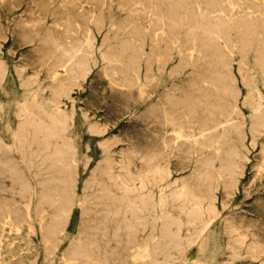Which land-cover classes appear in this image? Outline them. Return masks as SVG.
Here are the masks:
<instances>
[{"label": "rangeland", "instance_id": "rangeland-1", "mask_svg": "<svg viewBox=\"0 0 264 264\" xmlns=\"http://www.w3.org/2000/svg\"><path fill=\"white\" fill-rule=\"evenodd\" d=\"M101 2L0 0V264H264V0ZM50 114L65 162L30 132ZM179 196L211 220L173 252Z\"/></svg>", "mask_w": 264, "mask_h": 264}, {"label": "bare ground", "instance_id": "bare-ground-1", "mask_svg": "<svg viewBox=\"0 0 264 264\" xmlns=\"http://www.w3.org/2000/svg\"><path fill=\"white\" fill-rule=\"evenodd\" d=\"M35 1V0H34ZM76 1V0H75ZM79 1V0H78ZM138 1V0H137ZM140 1V0H139ZM159 1V0H158ZM248 1V0H247ZM30 2V1H29ZM32 2H33V0H32ZM50 2V1H49ZM52 2V1H51ZM73 2V1H72ZM90 2V1H89ZM89 2H87V5H89L90 3ZM26 3V2H25ZM83 3V2H82ZM89 3V4H88ZM94 3V2H93ZM96 3V2H95ZM94 3V4H95ZM102 3V2H101ZM103 3H104V0H103ZM102 3V4H103ZM107 3V2H106ZM155 3V2H154ZM248 3V2H247ZM249 3H251V1L249 2ZM35 4V3H34ZM38 4V3H37ZM99 4V3H98ZM101 4V5H102ZM141 4V3H140ZM244 4H245V2H244ZM72 5H74V4H72ZM90 5H92V4H90ZM144 5V4H143ZM250 5V4H249ZM100 6V5H99ZM116 6H118V5H116ZM126 6V5H125ZM48 7H49V5H48ZM73 7V6H72ZM84 7V6H83ZM93 7V6H92ZM97 7H98V5H97ZM140 7V6H139ZM142 7V6H141ZM149 7V6H148ZM163 7V6H162ZM241 7V6H240ZM61 8H63V7H61ZM101 8V7H100ZM135 9L137 8V6L136 7H134ZM30 9V8H29ZM139 8H137L136 10H138ZM141 9V8H140ZM144 9V8H143ZM150 10H151V8H149ZM155 9V8H154ZM170 9V8H169ZM252 9V8H251ZM73 10H75V9H73ZM78 10V9H77ZM83 10V9H82ZM98 8H97V12H98ZM131 10V9H130ZM146 10V9H145ZM157 10V9H156ZM28 11V10H27ZM103 11V10H102ZM122 11V10H121ZM169 11V10H168ZM57 12V11H56ZM61 12V11H60ZM64 12V11H63ZM95 12V11H94ZM94 12H93V14H94ZM97 12H95V13H97ZM112 12V11H111ZM116 12V11H115ZM128 12V11H127ZM147 12V11H146ZM146 12H145V14H146ZM154 12V11H153ZM174 12V11H173ZM184 12V11H183ZM186 12V11H185ZM242 12V11H241ZM68 13V12H67ZM117 13V12H116ZM137 13H139V12H137ZM149 13V12H148ZM22 14V13H21ZM25 14V13H24ZM27 14V13H26ZM40 14H42V13H40ZM65 14H66V12H65ZM97 14H99V13H97ZM144 14V15H145ZM47 15V14H46ZM75 15V14H74ZM77 15H80V13H78ZM137 15V14H136ZM185 15V14H184ZM64 16V15H63ZM133 16V15H132ZM156 16V15H155ZM159 16V15H158ZM29 17V16H28ZM96 17V16H95ZM94 17V18H95ZM154 17V16H153ZM42 18V17H41ZM41 18H39V19H41ZM76 18V21H77V18L78 17H75ZM146 18V17H145ZM144 18V19H145ZM27 19V18H26ZM30 19V18H29ZM80 19V18H79ZM90 19V18H89ZM147 19V18H146ZM155 19H157V18H155ZM200 19V18H199ZM253 19V18H252ZM14 20H16V19H14ZM75 20V19H74ZM73 20V21H74ZM152 20H154V19H152ZM20 21V20H19ZM27 21H29V20H27ZM34 21V20H33ZM52 21V20H51ZM75 21V22H76ZM93 21H94V19H93ZM167 21V20H166ZM15 22V21H14ZM21 22V21H20ZM36 22V21H35ZM40 21H38V23H39ZM170 22V21H169ZM19 23V22H18ZM37 23V24H38ZM79 23V22H78ZM89 23H91V22H89ZM151 23H153V22H151ZM260 23H262L261 21H260ZM17 24V23H16ZM33 24H35V23H33ZM13 25V24H12ZM22 25V24H21ZM53 25V24H52ZM75 26V25H74ZM73 26V27H74ZM90 26V25H89ZM116 26V25H115ZM3 27V26H2ZM16 27V26H15ZM49 27V26H48ZM53 27V26H52ZM69 27V26H68ZM81 27V26H80ZM125 27V26H124ZM1 28V27H0ZM186 28V27H185ZM84 29V28H83ZM91 29V28H90ZM89 29V30H90ZM111 29V28H110ZM227 29V28H226ZM1 30V29H0ZM46 30V29H45ZM55 30V29H54ZM53 30V31H54ZM114 30V29H113ZM2 31V30H1ZM39 31V30H38ZM60 31V30H59ZM110 31H112V29L110 30ZM10 32H12V31H10ZM16 32V31H15ZM22 32H24V31H22ZM65 32V31H64ZM198 32V31H197ZM202 32V31H201ZM200 32V33H201ZM13 33V32H12ZM18 33V32H17ZM28 33V32H27ZM26 33V34H27ZM47 33V32H46ZM45 33V34H46ZM67 33H68V31H67ZM69 33H71V32H69ZM89 33V32H88ZM87 33V34H88ZM163 33V32H162ZM41 34V33H40ZM66 34V33H65ZM113 34V33H112ZM156 34V33H155ZM36 35V34H35ZM35 35H34V37H33V41H34V38H35ZM89 35V34H88ZM13 36H14V34H13ZM24 36H26V35H24ZM46 36H47V34H46ZM55 36H56V34H55ZM58 36V35H57ZM112 36V35H111ZM15 37V36H14ZM42 37V36H41ZM40 37V38H41ZM59 37V36H58ZM58 37H57V39H58ZM64 36H62V38H63ZM88 37V36H87ZM5 38V37H4ZM56 38V37H55ZM66 38V37H65ZM112 38V37H111ZM148 38H149V36H148ZM155 38V37H154ZM25 39V38H24ZM27 40V39H26ZM55 40V39H54ZM118 40V39H117ZM149 40V39H148ZM29 41V40H28ZM28 41H25L26 43L28 42ZM32 41V42H33ZM38 41V40H37ZM57 41V40H56ZM60 41V40H59ZM63 41V40H62ZM30 42V41H29ZM31 42V43H32ZM39 42V41H38ZM120 42V41H119ZM138 42V41H137ZM186 42V41H185ZM118 43V42H117ZM21 45H24V44H22V43H20ZM40 44H41V42H40ZM119 44V43H118ZM132 44V43H131ZM142 44V43H141ZM2 45V44H1ZM26 45V44H25ZM68 46V45H67ZM107 46V45H106ZM142 46V45H141ZM194 46V45H193ZM14 47V46H13ZM19 47H20V45H19ZM37 47V46H36ZM40 47V46H39ZM42 47H44L43 45H42ZM109 47V46H108ZM30 48H32V47H30ZM35 48V47H34ZM126 48H128V46L126 47ZM21 49V48H20ZM46 48H44L43 49V51H46L45 50ZM118 49H120L119 47H118ZM144 49V48H143ZM178 49V48H177ZM36 50V49H35ZM60 50H62V49H60ZM134 50V49H133ZM10 51V50H9ZM26 51V50H25ZM152 51V50H151ZM151 51H149V52H151ZM37 52V51H36ZM57 52H58V50H57ZM56 52V53H57ZM79 52H80V50H79ZM157 52V51H156ZM41 53V52H40ZM46 53H48V52H46ZM50 53V52H49ZM55 53V52H54ZM54 53H53V55H54ZM78 53V52H77ZM96 53H97V51H96ZM108 53V52H107ZM127 53V52H126ZM135 53V52H134ZM158 53V52H157ZM37 54V53H36ZM75 54V53H74ZM73 54V55H74ZM79 54V53H78ZM143 54V53H142ZM152 54V53H151ZM19 56V55H18ZM50 56V55H49ZM120 56H122V55H120ZM120 56H119V58H120ZM172 56V55H171ZM38 57H39V55H38ZM53 57V56H52ZM23 58V57H22ZM46 58H48V56H46ZM50 58V57H49ZM48 58V59H49ZM73 58V57H72ZM101 58V57H100ZM109 58V57H108ZM107 58V59H108ZM156 57H154V59H155ZM239 58V57H238ZM44 59V58H43ZM53 59V58H52ZM85 59V58H84ZM102 59V58H101ZM106 59V60H107ZM124 59V58H123ZM17 60H18V58H17ZM72 61L74 60V59H71ZM86 60V59H85ZM109 60V59H108ZM34 61V60H33ZM45 61V60H44ZM70 61V60H69ZM124 62H125V60H123ZM128 61V60H127ZM178 61V60H177ZM52 62V61H51ZM89 62V61H88ZM103 62V61H102ZM131 62V61H130ZM147 62V61H146ZM164 62V61H163ZM212 62V61H211ZM217 62V61H216ZM46 63V62H45ZM66 63V62H65ZM68 63V62H67ZM92 63H94V62H92ZM105 63H106V61H105ZM180 63V62H179ZM18 64V63H17ZM49 64V63H48ZM86 63H84V65H85ZM88 64V63H87ZM131 64V63H130ZM144 64V63H143ZM162 64V63H161ZM160 64V65H161ZM30 65V64H29ZM51 65H52V63H51ZM73 65V63L71 62V63H68V64H66L64 67H66V69L67 68H69V67H71ZM84 65H81V64H79L78 63V68L79 69H81L82 71H83V69L82 68H84L85 66ZM119 65H121V64H119ZM21 66V65H20ZM44 66H46V65H44ZM61 66H63V64L61 65ZM84 66V67H83ZM89 66V65H88ZM92 66V65H91ZM103 66V65H102ZM101 66V67H102ZM105 66V65H104ZM128 66V65H127ZM183 66V65H182ZM214 66V65H213ZM93 67V66H92ZM109 67V66H108ZM108 67H106V68H108ZM130 67H131V65H130ZM222 67V66H221ZM14 68V67H13ZM26 68V67H25ZM46 68V67H45ZM50 68H51V66H50ZM62 68V67H61ZM78 68H76V69H78ZM86 68H88V67H85L84 69H86ZM104 67H102V69H103ZM125 68V67H124ZM132 68V67H131ZM145 68H147V67H145ZM44 69V68H43ZM42 69V70H43ZM48 69V68H47ZM58 69V68H57ZM56 69V70H57ZM91 69V68H90ZM52 70V69H51ZM107 70V69H106ZM111 70V69H110ZM37 71V70H36ZM49 71H50V69H49ZM48 71V72H49ZM80 71V70H79ZM85 71V70H84ZM155 71H157V69L155 70ZM41 72V71H40ZM77 72V71H76ZM75 72V73H76ZM86 72H87V70H86ZM86 72H83V73H86ZM112 72V71H111ZM195 72H196V70H195ZM194 72V75L196 74ZM33 73V72H32ZM36 73H38V72H36ZM42 73V72H41ZM51 73H52V71H51ZM74 73V72H73ZM74 73V74H75ZM39 74V73H38ZM37 74V75H38ZM48 74H50V73H48ZM55 74H56V72H55ZM81 74H82V72H81ZM107 74V73H106ZM113 74V73H112ZM161 74H163L162 72H161ZM203 74V73H202ZM35 75V74H34ZM36 75V76H37ZM54 75V74H53ZM116 75V74H115ZM114 75V76H115ZM197 75V74H196ZM33 76V75H32ZM61 76V75H60ZM63 76V75H62ZM61 76V77H62ZM74 75H72V77H73ZM84 76H85V74H84ZM94 76V75H93ZM107 76H108V74H107ZM113 76V75H112ZM111 76V77H112ZM113 76V77H114ZM118 76V75H117ZM120 76V75H119ZM82 77V76H81ZM91 77V76H90ZM137 77V76H136ZM44 78V77H43ZM58 78H59V76H58ZM118 79H119V77H117ZM155 78V77H154ZM197 78V77H196ZM207 78V77H206ZM230 78V77H229ZM106 79V78H105ZM109 79L111 80V78L109 77ZM45 80V79H44ZM58 80V79H57ZM113 80H115L114 78H113ZM138 80V79H137ZM240 80V79H239ZM46 82H47V80H45ZM56 81V80H55ZM90 81V80H89ZM159 81V80H158ZM189 81V80H188ZM200 80L198 79V82H199ZM201 81H202V79H201ZM201 81L199 82V83H201ZM50 82H51V80H50ZM116 83H117V81H115ZM122 82V81H121ZM155 82V81H154ZM192 82H193V80H192ZM198 82H197V84H198ZM208 82V81H207ZM241 82V81H240ZM59 83V82H58ZM113 83H114V81H113ZM139 83V82H138ZM145 83V82H144ZM189 83V82H188ZM187 83V84H188ZM191 83V82H190ZM100 84V83H99ZM118 84V83H117ZM116 84V85H117ZM151 84V83H150ZM61 85V84H60ZM121 85V84H120ZM123 85V84H122ZM143 85V84H142ZM52 86H53V84H52ZM52 86H50V87H52ZM110 86V85H109ZM119 86V85H118ZM151 86H152V84H151ZM150 85H149V87H151ZM160 86V85H159ZM204 86V85H203ZM53 87H55V86H53ZM81 87V86H80ZM144 87V86H143ZM46 88H48V87H46ZM136 88H138V87H136ZM135 88V89H136ZM152 89H153V87H151ZM164 88V87H163ZM192 88H193V86H192ZM200 88V87H199ZM230 88V87H229ZM43 89H45V88H43ZM49 89V88H48ZM71 89V88H70ZM100 89V88H99ZM140 89V88H139ZM157 89V88H156ZM182 89V88H181ZM187 89H188V87H187ZM191 89V88H190ZM194 89H197V88H194ZM50 90V89H49ZM62 90V89H61ZM83 90V89H82ZM149 90V89H148ZM162 90V89H161ZM176 90H177V88H176ZM185 90V89H184ZM189 90V89H188ZM55 91V90H54ZM125 91V90H124ZM169 91V90H168ZM191 91V90H190ZM108 92V91H107ZM148 92V91H147ZM162 92V91H161ZM164 92H165V90H164ZM209 92V91H208ZM49 93H52V91L51 92H49ZM75 93V92H74ZM149 93V92H148ZM148 93H147V95H148ZM195 93V92H194ZM201 93H203V92H201ZM60 94V93H59ZM135 94H136V91H135ZM142 94V93H141ZM161 94V93H160ZM165 94V93H164ZM164 94H162V95H164ZM192 94V93H191ZM190 94V95H191ZM204 94V93H203ZM202 94V95H203ZM212 94V93H211ZM215 94V93H214ZM53 95H54V92H53ZM127 95V94H126ZM144 95V94H143ZM162 95H160L161 97H163ZM183 95H184V93H183ZM206 95V94H205ZM74 96V95H73ZM133 96V95H132ZM165 96V95H164ZM178 96H180V93H179V95ZM197 96V95H196ZM199 96V95H198ZM51 97V96H50ZM54 97V96H53ZM52 97V98H53ZM156 97V96H155ZM181 97V96H180ZM210 97V96H209ZM49 98V97H48ZM73 98V97H72ZM72 98H70V99H72ZM136 98V97H135ZM143 98V97H142ZM146 98H147V96H146ZM148 98H149V95H148ZM184 98V97H183ZM200 98V97H199ZM54 99V98H53ZM67 99V98H66ZM102 99V98H101ZM159 99V98H158ZM189 99V98H188ZM109 100V99H108ZM146 100V99H145ZM144 100V101H145ZM160 100V99H159ZM161 100H162V98H161ZM243 100V99H242ZM259 101H260V99H258ZM48 101H51V100H49L48 99ZM59 101V100H58ZM136 101V100H135ZM179 101H181V100H179ZM262 101V100H261ZM62 102V101H61ZM163 102V101H162ZM161 102V103H162ZM197 102H200V101H197ZM52 103V102H51ZM55 103V102H54ZM72 103V102H71ZM137 102H135V104H136ZM156 103H158V102H156ZM241 103V102H240ZM53 104V103H52ZM138 104V103H137ZM140 104V103H139ZM159 104V103H158ZM186 104V103H185ZM262 104V103H261ZM55 105V104H54ZM166 105V104H165ZM164 105V106H165ZM188 105L189 106H192L193 105V103L190 101V102H188ZM58 106V105H57ZM65 106V105H64ZM131 106V105H130ZM150 106V105H149ZM162 106V105H161ZM179 106V105H178ZM181 106V105H180ZM186 106V105H185ZM204 106V105H203ZM262 106V105H261ZM150 108V107H149ZM149 108H148V110H149ZM163 108V107H162ZM72 110H73V108H71ZM143 109V108H142ZM141 109V110H142ZM181 109V108H180ZM198 109V108H197ZM234 109V108H233ZM22 110V109H21ZM131 110V109H130ZM136 110V109H135ZM144 110V109H143ZM200 110V109H199ZM198 110V111H199ZM232 110V109H231ZM154 111V110H153ZM152 111V112H153ZM160 111V110H159ZM95 112V111H94ZM141 112H143V111H141ZM156 112V111H155ZM186 112V111H185ZM234 112V111H233ZM88 113V112H87ZM129 113V112H128ZM135 113H137V112H135ZM154 113V112H153ZM210 113V112H209ZM99 114V113H98ZM180 114H181V112H180ZM188 114V113H187ZM202 114H203V112H202ZM202 114H200L201 115V117H202ZM218 114V113H217ZM163 115V114H162ZM161 115V116H162ZM185 115H186V113H185ZM209 115V114H208ZM220 114H218V116H219ZM135 116V115H134ZM146 116H147V114H146ZM149 116V115H148ZM155 116V115H154ZM160 116V117H161ZM218 116L216 117V118H218ZM83 117V116H82ZM144 117V116H143ZM150 117V116H149ZM153 117V116H152ZM184 117V116H183ZM205 117V116H204ZM85 118V117H84ZM94 118V117H93ZM156 118V117H155ZM159 118V117H158ZM162 118H163V116H162ZM20 119V118H19ZM39 119V118H38ZM157 119V118H156ZM164 119V118H163ZM206 119V118H205ZM161 120V119H160ZM149 121H151V118L149 119ZM193 121H195V120H193ZM204 121V120H203ZM31 122V121H30ZM37 123V122H36ZM36 123H33V124H31V127H30V132H31V134H36V135H40V139H41V141H42V143L46 146V147H49V148H53V150H52V152H53V154L54 155H56V160L57 161H62V162H65V160H66V157H65V155H63V153L61 152V151H59V150H57L55 147H54V144L56 143V141L58 140V139H60L61 137H62V135H63V131H64V120L63 119H61L60 117H58L57 115H53V114H50V115H48V117H47V119H46V123L45 124H36ZM157 123V122H156ZM162 123V122H161ZM160 123V124H161ZM167 123V122H166ZM165 123V124H166ZM183 123H185V120H184V122ZM100 124V123H99ZM162 124H164V123H162ZM190 124V123H189ZM211 124V123H210ZM116 125V124H115ZM114 125V126H115ZM146 125V124H145ZM156 125V124H155ZM167 125V124H166ZM170 125V124H169ZM218 125H219V123H218ZM217 125V126H218ZM212 126V125H211ZM89 127V126H88ZM108 127V126H107ZM141 127V126H140ZM146 127V126H145ZM150 127H151V125H150ZM156 127H158V126H156ZM166 127V126H165ZM168 127H170V126H168ZM102 128V127H101ZM154 128V127H153ZM160 128V127H159ZM158 128V129H159ZM162 128V127H161ZM160 128V129H161ZM164 128V127H163ZM119 129V128H118ZM150 129V128H149ZM173 129V128H172ZM117 130V129H116ZM165 130H166V128H165ZM230 130V129H229ZM171 131V130H170ZM208 131V130H207ZM15 132V131H14ZM153 132V131H152ZM203 132H206V130L205 131H203ZM159 133H160V131H159ZM162 133V132H161ZM154 134V133H153ZM202 134V133H201ZM161 136V135H160ZM162 137V136H161ZM171 137V136H170ZM15 138V137H14ZM116 138V137H115ZM123 138V137H122ZM151 138V137H150ZM164 138V137H163ZM178 138V137H177ZM29 139V138H28ZM174 139H176V138H174ZM116 140V139H115ZM119 140H120V138H119ZM168 140H170V139H167V141ZM177 140V139H176ZM182 140V139H181ZM159 141V140H158ZM170 141H172V140H170ZM184 141H186V140H184ZM98 142V141H97ZM147 142H149V141H147ZM178 142V141H177ZM180 142V141H179ZM187 142V141H186ZM28 143V142H27ZM58 143V142H57ZM138 143H140L141 144V142H138ZM170 143V142H169ZM16 144H17V142H16ZM136 144V143H135ZM161 144V143H160ZM167 144V143H166ZM171 144V143H170ZM174 144V143H173ZM28 145V144H27ZM26 145V146H27ZM175 145V144H174ZM178 145V144H177ZM176 145V146H177ZM86 146V145H85ZM126 146H128V145H126ZM146 146V145H145ZM145 146L143 147V148H145ZM155 146V145H154ZM168 146V145H167ZM176 146H174V147H176ZM206 146V145H205ZM236 146V145H235ZM264 146V145H263ZM129 147V146H128ZM127 147V148H128ZM131 147V146H130ZM129 147V148H130ZM164 147V146H163ZM170 147V146H169ZM180 147H181V145H180ZM260 147V146H259ZM123 148V147H122ZM147 148V147H146ZM145 148V149H146ZM150 148H153V147H150ZM158 148H160V146L158 147ZM157 148V149H158ZM199 148V147H198ZM213 148V147H212ZM15 149V148H14ZM86 149V148H85ZM89 149V148H88ZM99 149V148H98ZM132 149V148H131ZM149 149V148H148ZM262 149V148H261ZM8 150V149H7ZM123 150V149H122ZM135 150V149H134ZM137 150V149H136ZM152 150V149H151ZM150 150V151H151ZM153 150H154V148H153ZM159 150V149H158ZM162 150H164V149H162ZM178 150H180V148L178 149ZM177 150V151H178ZM207 150V149H206ZM17 151V150H16ZM127 151H128V149H127ZM133 151V150H132ZM145 151V150H144ZM149 151V150H148ZM160 152H161V150H159ZM159 151H157V152H159ZM177 151H175V154H176V152ZM187 151V150H186ZM3 152V151H2ZM12 152V151H11ZM26 152H29V151H27L26 150ZM31 152H33V151H31ZM123 152V151H122ZM125 152V151H124ZM136 152H138V151H136ZM146 152V151H145ZM179 152V154H180V151H178ZM177 152V153H178ZM134 153V152H133ZM139 153V152H138ZM140 153H142V149H141V152ZM147 153V152H146ZM8 154V153H7ZM149 154H150V152H149ZM170 154V153H169ZM182 154H183V152H182ZM185 154V153H184ZM190 154V153H189ZM188 154V155H189ZM196 154V153H195ZM125 155V154H124ZM136 155H138L137 153H136ZM142 155V154H141ZM146 155V154H145ZM188 155H186V156H188ZM199 155V154H198ZM197 155V156H198ZM143 156V155H142ZM141 156V157H142ZM162 156V155H161ZM174 156V155H173ZM178 156V155H177ZM180 156V155H179ZM191 156V155H190ZM196 156V157H197ZM257 156V155H256ZM149 156H147V158H148ZM175 157V156H174ZM173 157V158H174ZM181 157V156H180ZM179 157V158H180ZM189 157V156H188ZM225 157V156H224ZM172 158V159H173ZM27 159V158H26ZM36 159V158H35ZM91 159V158H90ZM141 159V158H140ZM143 159V158H142ZM149 159V158H148ZM147 159V160H148ZM165 159V158H164ZM167 159V158H166ZM174 159H176V158H174ZM178 159V158H177ZM46 160V159H45ZM151 160V159H150ZM160 160V159H159ZM163 160V159H162ZM183 160V159H182ZM187 160V159H186ZM101 161V160H100ZM161 161V160H160ZM159 161V162H160ZM167 161V160H166ZM180 161V160H179ZM179 161H177V162H179ZM258 161H260V160H258ZM85 162H87V160L85 161ZM162 162H164V161H162ZM181 162V161H180ZM206 162V161H205ZM263 162V161H262ZM100 162H98V164H99ZM167 163V162H166ZM173 163V162H172ZM181 163H183V161L181 162ZM187 163V162H186ZM64 164V163H63ZM193 164V163H192ZM255 164V163H254ZM263 164V163H262ZM53 166V165H52ZM186 166V165H185ZM253 166H255V165H253ZM94 167V166H93ZM174 167V166H173ZM190 167V166H189ZM60 168V167H59ZM82 168V167H81ZM96 168V167H95ZM177 168V167H176ZM185 168H188V167H185ZM184 168V169H185ZM250 168V167H249ZM183 169V168H182ZM181 169V170H182ZM238 169V168H237ZM173 170V169H172ZM177 170V169H176ZM185 170H187V169H185ZM255 170V169H254ZM90 171V170H89ZM184 171V170H183ZM182 171V172H183ZM192 171V170H191ZM256 171V170H255ZM26 172V171H25ZM55 172V171H54ZM98 172V171H97ZM254 172V171H253ZM44 173V172H43ZM260 173V172H259ZM264 173V172H263ZM63 174V173H62ZM191 174V173H190ZM198 174V173H197ZM55 175V174H54ZM186 175V174H185ZM194 175V174H193ZM192 175V176H193ZM262 174H260V176H261ZM183 176V175H182ZM188 176V175H187ZM190 176V175H189ZM206 176V175H205ZM263 176V175H262ZM47 176H45V178H46ZM49 177V176H48ZM257 177H258V175H257ZM50 178H51V176H50ZM93 178V177H92ZM177 178V177H176ZM187 178V177H186ZM185 178V179H186ZM196 178V177H195ZM205 178V177H204ZM207 178V177H206ZM188 179V178H187ZM194 179V178H193ZM216 179V178H215ZM254 179V178H253ZM252 179V180H253ZM92 180H94V179H92ZM190 181V180H189ZM194 181V180H193ZM193 181H191V182H193ZM204 181V180H203ZM255 180H253V182H254ZM263 181V180H262ZM37 182V181H36ZM157 182V181H156ZM190 182V183H191ZM195 182V181H194ZM197 182H199V181H197ZM196 182V184H198ZM264 182V181H263ZM93 183V182H92ZM188 183V182H187ZM3 184V183H2ZM1 184V185H2ZM58 184V183H57ZM89 184V183H88ZM100 184V183H99ZM263 184V183H262ZM103 184H101V186H102ZM156 185V184H155ZM192 185H193V183H192ZM200 185V184H199ZM244 185V184H243ZM261 185V184H260ZM85 186V185H84ZM98 186V185H97ZM101 186H100V188H101ZM182 186V185H181ZM188 186H189V184H188ZM187 186V187H188ZM195 186H197V185H195ZM49 187V186H48ZM90 187V186H89ZM184 187V186H183ZM191 187V186H190ZM198 187V186H197ZM69 188V187H68ZM81 188V187H80ZM3 189V188H2ZM99 189V188H98ZM97 189V190H98ZM183 189V188H182ZM199 189V188H198ZM223 189V188H222ZM221 189V190H222ZM41 190H43V189H41ZM89 190V189H88ZM91 190V189H90ZM184 190V189H183ZM194 190H197V188H194ZM242 190H244V189H242ZM85 191V190H84ZM237 191V190H236ZM251 191V190H250ZM245 191H243V193H244ZM247 192V191H246ZM1 193V192H0ZM118 193V192H117ZM196 193H198V190H197V192ZM224 193V192H223ZM226 193V192H225ZM99 194V193H98ZM120 194V193H119ZM254 194V193H253ZM31 195V194H30ZM29 195V196H30ZM87 196H89V195H87ZM92 196V195H91ZM90 196V197H91ZM142 196H143V194H142ZM247 196H249V195H247ZM90 197H88V198H90ZM104 197H106V196H104ZM133 197V196H132ZM227 197V196H226ZM28 198V197H27ZM51 198V197H50ZM1 199V198H0ZM86 199V198H85ZM186 199V198H185ZM185 199L183 200V197L182 196H179L176 200L177 201H180L181 202V204L179 205V207H178V211L175 213V216L174 217H171V220L169 221V222H167V223H165L164 225H163V229L161 230V233H162V236L164 237V238H166L167 240H168V242H169V244H170V246H169V250H171V251H173V252H178V251H180V250H182V249H186V248H188L189 247V245L191 244V243H193L194 241H196L198 238H199V236H200V234L202 233V231L206 228V226L205 225H207V224H209V221L211 220V213H210V211L211 210H209V208L207 207V205H206V203L204 202V200H200V201H192V202H190L189 200H186V203H185ZM226 199V198H225ZM49 199H47V201H48ZM57 200V199H56ZM106 200V199H105ZM2 201V200H1ZM104 201V200H103ZM49 202V201H48ZM59 202V201H58ZM89 202H90V200H89ZM106 202V201H105ZM105 202H103L104 204H105ZM230 202V201H229ZM20 203V202H19ZM61 203V202H60ZM66 203V202H65ZM59 204V203H58ZM82 204H83V202H82ZM92 204H93V202H92ZM187 204H189V207L187 206ZM29 205H30V203H29ZM60 205V204H59ZM66 205V204H65ZM106 205V204H105ZM130 205V204H129ZM205 205H206V208H205ZM243 205H245V204H243ZM57 206V205H56ZM73 206V205H72ZM58 207V206H57ZM62 207V206H61ZM108 207V206H107ZM139 207H140V209H143V205L142 204H140L139 205ZM245 207V206H244ZM241 209V208H240ZM26 210V209H25ZM54 210V209H53ZM56 211V210H55ZM23 212V211H22ZM28 212V211H27ZM94 212V211H93ZM25 213H26V211H25ZM29 213V212H28ZM27 213V214H28ZM36 213V212H35ZM38 213V212H37ZM72 213V212H71ZM9 214V213H8ZM7 214V215H8ZM30 214V213H29ZM53 214V213H52ZM65 214V213H64ZM90 214V213H89ZM95 214V213H94ZM228 214V213H227ZM242 214V213H241ZM255 214V213H254ZM262 214H264V213H262ZM35 215H37V214H35ZM34 215V216H35ZM234 215V214H233ZM233 215H232V217H233ZM251 215V214H250ZM249 215V216H250ZM27 216V215H26ZM29 216V215H28ZM27 216V217H28ZM50 216V215H49ZM62 216V215H61ZM104 216V215H103ZM183 216V220L182 221H179L180 220V217H182ZM206 216H208V218H206ZM239 216V215H238ZM253 216V215H252ZM256 216V215H255ZM87 217V216H86ZM95 217V216H94ZM98 217V216H97ZM241 217V216H240ZM239 217V218H240ZM258 217V216H257ZM242 218V217H241ZM260 218V217H259ZM264 218V217H263ZM63 219V218H62ZM62 219H61V221H62ZM97 219V218H96ZM231 219V218H230ZM237 219V218H236ZM246 219V218H245ZM250 219V218H249ZM261 219V218H260ZM2 220V219H1ZM5 220V219H4ZM240 220V219H239ZM251 220V219H250ZM263 220V219H262ZM24 221V220H23ZM97 221V220H96ZM243 221H244V218H243ZM245 221H247V220H245ZM29 222H30V220H29ZM39 222V221H38ZM46 222H47V220H46ZM53 222H54V220H53ZM241 222V221H240ZM253 223H254V221H252ZM263 222V221H262ZM30 223H32V222H30ZM34 223V222H33ZM235 223H236V221H235ZM239 223V221H237V224ZM242 223V222H241ZM245 223V222H244ZM253 223H252V225H253ZM255 223H256V221H255ZM254 223V224H255ZM4 224H6L5 222H4ZM250 224V223H249ZM248 224V225H249ZM30 226H31V224H29ZM37 225V224H36ZM52 225V224H51ZM251 225V224H250ZM263 225V224H262ZM21 226V225H20ZM244 226V225H243ZM256 226H257V224H256ZM256 226H255V228H256ZM258 226H259V224H258ZM51 227H53V226H51ZM115 227V226H114ZM4 228V227H3ZM30 228H32V226L30 227ZM42 228H43V226H42ZM246 228H248V227H246ZM253 228V227H252ZM258 228V227H257ZM262 228V227H261ZM264 228V227H263ZM245 229V228H244ZM254 229V228H253ZM45 230V229H44ZM60 230H62V229H60ZM255 230V229H254ZM33 231V230H32ZM31 231V232H32ZM64 231V230H63ZM258 231V230H257ZM256 231V232H257ZM260 232H261V230H259ZM263 231V230H262ZM3 232V231H2ZM59 232V231H58ZM57 232V233H58ZM61 232V231H60ZM91 232V231H90ZM99 232V231H98ZM189 233V235L188 236H185V234L184 233ZM244 232H245V230H244ZM254 232V231H253ZM264 232V231H263ZM52 233H54V232H52ZM246 233V232H245ZM42 234H43V232H42ZM101 234V233H100ZM255 234V233H254ZM264 234V233H263ZM53 235V234H52ZM58 235V234H57ZM258 235V234H257ZM261 236V235H260ZM44 237V236H43ZM53 237V236H52ZM151 238H154L153 237V235L151 236ZM261 238V237H260ZM4 239V238H3ZM44 239V238H43ZM123 239V238H122ZM263 239H264V237H263ZM47 241V240H46ZM48 242V241H47ZM256 242V241H255ZM11 246V245H10ZM128 247V246H127ZM111 248H112V246H111ZM54 250V249H53ZM50 253V252H49ZM52 253H53V251H52ZM119 254V253H118ZM103 257V256H102ZM157 258V257H156ZM115 259V258H114ZM31 264V263H30ZM38 264V263H37Z\"/></svg>", "mask_w": 264, "mask_h": 264}]
</instances>
